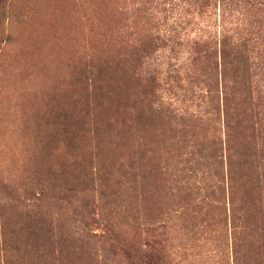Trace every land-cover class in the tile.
<instances>
[{
    "label": "rangeland",
    "instance_id": "rangeland-1",
    "mask_svg": "<svg viewBox=\"0 0 264 264\" xmlns=\"http://www.w3.org/2000/svg\"><path fill=\"white\" fill-rule=\"evenodd\" d=\"M200 8L0 0V264L5 241L16 247L7 246L11 264L52 263V241L66 247L64 264H264L257 232L238 229L235 238L230 224L215 222L220 211L201 221L188 207L190 186L208 194L216 128L207 63L194 58L224 19L223 6ZM242 8L225 25L264 40V15ZM154 76L168 112L155 116L157 172L148 177Z\"/></svg>",
    "mask_w": 264,
    "mask_h": 264
},
{
    "label": "trees",
    "instance_id": "trees-1",
    "mask_svg": "<svg viewBox=\"0 0 264 264\" xmlns=\"http://www.w3.org/2000/svg\"><path fill=\"white\" fill-rule=\"evenodd\" d=\"M193 1L201 6L200 11L206 6L210 12L223 6L224 19L218 33L211 34L207 50H197L194 58L200 65L207 63V97L211 119L216 128L207 156L210 183L208 194L202 193L203 188L200 186H190L187 190L190 201L188 207L193 213L191 217L194 220L201 217V221L209 217L211 211H220L217 221L214 218L211 221L220 226L230 224L235 238H238V229L248 228L257 232L260 239H264V40L259 36L244 34L239 27L225 25V15L233 17V11H238L239 7L251 8L255 13L264 15V0ZM153 44V39L147 41L149 48ZM144 56L146 53H143ZM148 79V92L151 95L145 105L149 123L148 136L143 145L147 149L144 159L149 164L148 177L153 174L155 177L159 136L155 116L166 115L168 110L159 103L160 96L156 88L161 84L158 78L154 76ZM180 119L183 117L180 116ZM203 157H198L196 167L187 168V172H190L187 178L197 176V166H202ZM195 193L197 196H193ZM222 195L223 198L225 196V202ZM58 242L52 241L49 248L52 259L50 264H64L66 247L61 241ZM6 244L5 241L4 262L11 264L9 248L12 251L16 247L12 245L11 248ZM87 264L117 263L91 260Z\"/></svg>",
    "mask_w": 264,
    "mask_h": 264
},
{
    "label": "bare ground",
    "instance_id": "bare-ground-1",
    "mask_svg": "<svg viewBox=\"0 0 264 264\" xmlns=\"http://www.w3.org/2000/svg\"><path fill=\"white\" fill-rule=\"evenodd\" d=\"M52 24V23H51ZM54 28V27H53ZM56 30V29H55ZM55 30H54V35H55ZM51 33V32H50ZM53 33H51V35H52ZM49 35V34H48ZM50 35V36H51ZM49 37V36H48ZM55 37V36H54ZM59 37V36H58ZM46 38H47V36H46ZM47 39H49V38H47ZM52 39V38H51ZM51 39H49V40H51ZM54 39V38H53ZM57 39V38H56ZM43 40V39H42ZM55 40V39H54ZM59 40V39H58ZM46 41V40H45ZM52 41V40H51ZM47 42V41H46ZM49 42V41H48ZM55 42V41H54ZM58 43V42H57ZM41 44V43H40ZM47 44V43H46ZM51 44H54V43H51ZM38 45V44H37ZM42 45H44L43 44V42H42ZM50 45V44H49ZM34 46H35V44H34ZM48 45H46V47H47ZM58 47H59V45H57ZM57 46H56V48H57ZM51 47V46H50ZM54 47V46H53ZM37 48V47H36ZM38 48H40V47H38ZM41 48H43V47H41ZM44 48H45V46H44ZM47 49V48H46ZM58 49V48H57ZM40 50V49H39ZM49 50H50V48H49ZM54 51H55V49H54ZM44 52V51H43ZM38 53V52H37ZM59 53V52H58ZM52 54V53H51ZM53 54H54V52H53ZM56 54V53H55ZM54 54V55H55ZM38 55V54H37ZM46 55V54H45ZM40 56V55H39ZM47 56H48V54H47ZM52 57H54V56H52ZM52 57H51V59H52ZM58 58H60V57H58ZM63 58V57H62ZM46 59V58H45ZM60 60H58V62H59ZM54 63V62H53ZM56 63V62H55Z\"/></svg>",
    "mask_w": 264,
    "mask_h": 264
}]
</instances>
